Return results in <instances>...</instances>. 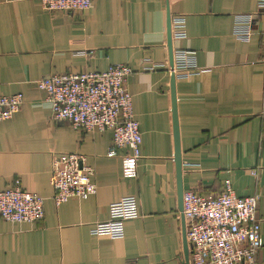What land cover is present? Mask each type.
<instances>
[{
	"label": "crops",
	"instance_id": "0c3cea01",
	"mask_svg": "<svg viewBox=\"0 0 264 264\" xmlns=\"http://www.w3.org/2000/svg\"><path fill=\"white\" fill-rule=\"evenodd\" d=\"M256 3L93 0L83 12H49L39 0H0V95L23 97L20 111L0 123V191L18 179L44 199L37 223L0 219V264H189L177 200L167 14L186 22V38L172 49L192 53L197 67L208 69L174 79L183 193L215 197L229 180L239 198L258 194L262 247L254 264H264V18ZM237 14L252 15L248 42L232 35ZM117 64L133 71L127 89L142 139L133 179L121 173L126 150L107 157L110 132L55 121L37 88L52 75ZM54 154L84 156L96 194L56 207L49 184ZM128 196L136 198L139 217L124 224L123 238L92 236L93 224L109 218V205Z\"/></svg>",
	"mask_w": 264,
	"mask_h": 264
},
{
	"label": "built area",
	"instance_id": "2783aa9c",
	"mask_svg": "<svg viewBox=\"0 0 264 264\" xmlns=\"http://www.w3.org/2000/svg\"><path fill=\"white\" fill-rule=\"evenodd\" d=\"M49 12H83L93 0H39ZM258 15L264 18V0H257ZM173 41L186 38V22L182 15L170 19ZM233 37L248 42L252 36V15L233 17ZM92 52H90L91 54ZM174 79H187L207 73L197 67L192 53L172 49ZM262 61L264 63V31L262 33ZM153 70L154 67L145 68ZM133 71L125 65H112L103 72L52 75L37 82L45 95L55 121L67 122L73 129L83 132H110L112 143L107 157L121 155V173L126 179L136 177L141 158L142 142L132 109V97L127 80ZM23 104L21 94L0 95V123L9 121ZM264 110V90H263ZM250 174L257 177V170ZM94 170L79 154H54L51 157L49 184L56 207L69 199L86 200L96 194L92 181ZM259 195L239 198L229 180L215 197H201L192 191L182 194V212L185 239L188 245L189 264H254L262 247L260 224L256 210ZM138 204L133 196L123 197L109 205V218L94 223L90 233L110 240L122 239L124 224L138 218ZM44 218V199L24 191L15 179L10 187L0 191V219L14 224H34ZM161 264V263H153Z\"/></svg>",
	"mask_w": 264,
	"mask_h": 264
},
{
	"label": "water",
	"instance_id": "95a60500",
	"mask_svg": "<svg viewBox=\"0 0 264 264\" xmlns=\"http://www.w3.org/2000/svg\"><path fill=\"white\" fill-rule=\"evenodd\" d=\"M166 40H167L169 63H170V68H171L173 58H172V40H171V35H170V15L169 14H167V19H166ZM174 84H175L174 77L171 76L170 89H171V100H172L173 133H174V142H175L174 143L175 144L174 163L176 167L178 210L181 213L182 212V194H183L182 185H181L182 164L180 160ZM181 223H182V234H183V252H184V258L187 261L188 260V245L185 239L184 221L182 217H181Z\"/></svg>",
	"mask_w": 264,
	"mask_h": 264
}]
</instances>
